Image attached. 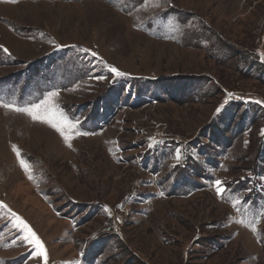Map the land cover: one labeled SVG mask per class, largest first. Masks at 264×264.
I'll list each match as a JSON object with an SVG mask.
<instances>
[{
  "label": "rangeland",
  "instance_id": "rangeland-1",
  "mask_svg": "<svg viewBox=\"0 0 264 264\" xmlns=\"http://www.w3.org/2000/svg\"><path fill=\"white\" fill-rule=\"evenodd\" d=\"M0 46V264L8 209L46 264H264V0H0ZM53 92L67 140L4 106Z\"/></svg>",
  "mask_w": 264,
  "mask_h": 264
},
{
  "label": "snow or ice",
  "instance_id": "snow-or-ice-1",
  "mask_svg": "<svg viewBox=\"0 0 264 264\" xmlns=\"http://www.w3.org/2000/svg\"><path fill=\"white\" fill-rule=\"evenodd\" d=\"M10 2L15 3L17 2V0H10ZM4 51H7V49H4ZM93 55H95V53H93ZM110 71L114 72L116 75H122V73H120L116 68H111ZM100 79H103V77H100ZM56 95L57 94L55 92L51 93L50 96L47 97L42 103L35 104L30 109L15 108L11 104H6L4 106L13 108L15 111H26L33 118V120H41L42 122L49 123L53 128L60 132L62 136H65V139L67 140L69 139V137L65 135V126L71 127L72 125L69 124L66 118H63L62 116L57 117L56 114L53 112L54 105H52L50 101L51 98L55 97ZM217 111H219V109H217ZM261 134L264 135V132H262ZM21 165L25 168V170H28V166L23 160H21ZM215 184L217 186V194L222 196L223 193L226 191V189L223 188V182L217 180L215 181ZM0 207L7 208V205H4L2 202H0ZM8 212L16 221L15 227L27 233V235L24 236V239L27 240L29 243L34 244L35 249L37 250L36 254L38 256L45 257L46 264L45 249L42 242L36 236V233L21 217H19L16 213L11 212V209H8ZM253 230L255 231V228H253Z\"/></svg>",
  "mask_w": 264,
  "mask_h": 264
}]
</instances>
